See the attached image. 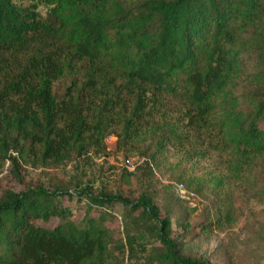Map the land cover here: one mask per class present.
I'll return each mask as SVG.
<instances>
[{"label":"trees","instance_id":"obj_1","mask_svg":"<svg viewBox=\"0 0 264 264\" xmlns=\"http://www.w3.org/2000/svg\"><path fill=\"white\" fill-rule=\"evenodd\" d=\"M111 134L120 150L142 143L162 177L157 158L170 147L213 158L216 174L180 180L198 194L205 184L218 195L232 181L242 188L252 161L264 163V0H0V170L12 162L23 187L0 196V264H114L107 215L90 211L118 203L126 234L115 248L129 264H209L183 252L189 222L175 237L144 191L125 197L21 174L22 162L104 153ZM73 194L91 209L85 226L59 206ZM216 212L203 229L238 219L231 206ZM54 214L61 224L36 223Z\"/></svg>","mask_w":264,"mask_h":264},{"label":"rangeland","instance_id":"obj_2","mask_svg":"<svg viewBox=\"0 0 264 264\" xmlns=\"http://www.w3.org/2000/svg\"><path fill=\"white\" fill-rule=\"evenodd\" d=\"M29 2L30 0H24ZM50 5L42 3L38 10L46 16ZM70 82L69 78L57 81L59 91ZM107 150L104 153L88 150L82 154L74 153L71 158L58 166L46 167L22 162L21 174L27 181L40 179L46 185L57 182L70 189L90 187L94 192L104 189L119 192L125 197H137L144 191L152 198L163 216L169 217L172 224V234L177 237L184 231L180 224L189 222L188 232L183 234V252L205 260L209 264H264V163L254 159L249 169L242 175V188L238 183H228L218 195L212 185L205 184V192L200 193V203L191 208L185 201L178 198L173 188L164 183L157 175L151 173L145 163L134 171H129L125 164L129 157L145 156L142 143H131L126 148H117V138L114 134L106 138ZM147 145V144H145ZM151 157V154H146ZM185 152L170 147L163 158H157L161 163L162 175L167 179L183 180L189 186H195L196 177L211 171L216 174L213 158H188ZM130 173V174H129ZM0 196L5 189H22V184L16 178L14 165L6 161L0 170ZM231 206L237 211L238 219L234 225L226 223L223 228L208 225L217 218L216 209ZM59 206L65 209L67 217L80 226H85L89 211L86 200H78L76 194L65 195L59 200ZM106 213V225L109 227L115 242L112 246L111 261L114 264H129L126 254L116 249V243L123 241L126 229L123 226L125 211L121 203L107 207V210L93 207L90 215L98 217ZM63 222L60 214L50 215L46 220L39 219L37 224L53 227ZM145 240V239H144ZM151 247L159 246L151 240Z\"/></svg>","mask_w":264,"mask_h":264},{"label":"built area","instance_id":"obj_3","mask_svg":"<svg viewBox=\"0 0 264 264\" xmlns=\"http://www.w3.org/2000/svg\"><path fill=\"white\" fill-rule=\"evenodd\" d=\"M148 162L150 166L154 169L155 174L158 176L160 180H162L164 183L169 184L175 194L180 198L181 200L185 201L191 208H196L199 206L200 203V195L195 192L193 189L189 188L186 183L180 180H174V179H167L162 177L157 170L155 169L152 161L149 157L143 156L141 158L138 157H129L126 161V168L129 171H134L140 164Z\"/></svg>","mask_w":264,"mask_h":264}]
</instances>
